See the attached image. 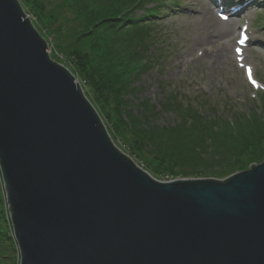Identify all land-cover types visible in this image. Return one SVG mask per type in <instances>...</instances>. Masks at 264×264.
Wrapping results in <instances>:
<instances>
[{"label": "water", "instance_id": "1", "mask_svg": "<svg viewBox=\"0 0 264 264\" xmlns=\"http://www.w3.org/2000/svg\"><path fill=\"white\" fill-rule=\"evenodd\" d=\"M0 0V169L19 264H264V162L160 182Z\"/></svg>", "mask_w": 264, "mask_h": 264}, {"label": "trees", "instance_id": "2", "mask_svg": "<svg viewBox=\"0 0 264 264\" xmlns=\"http://www.w3.org/2000/svg\"><path fill=\"white\" fill-rule=\"evenodd\" d=\"M45 1L19 0L42 24L53 25L56 13L71 12L73 24L55 36V47L68 59L62 63L83 84L111 137L120 139L133 159L152 161L160 177L214 180H225L264 161V92L258 93L261 112L227 120L192 101L185 104L182 96L161 106L162 112L176 113L178 121L170 125L155 121L159 114L151 101L140 100L134 106L135 82L162 59L160 49L152 52L159 40L154 28L162 12L161 0H54L49 13ZM149 5L153 7L146 8ZM138 11L143 12L139 17ZM5 198L0 182V264H19Z\"/></svg>", "mask_w": 264, "mask_h": 264}, {"label": "rangeland", "instance_id": "3", "mask_svg": "<svg viewBox=\"0 0 264 264\" xmlns=\"http://www.w3.org/2000/svg\"><path fill=\"white\" fill-rule=\"evenodd\" d=\"M174 1L167 2L166 6L163 4L161 15L155 23L156 28L154 30L159 34V40L154 45L152 52H158L160 49L162 59H159L150 71L143 73L135 82L137 99L133 101L134 106L140 100L151 101L157 108L156 114H159L155 121L160 125H170L178 121L176 113L161 111V106L166 103L167 99L175 96L186 98L184 100L185 104L192 101L193 105L204 107V111L207 110L211 115L217 113L216 116L219 119H233L242 116V114H249L250 111H260L258 93L264 91V21H262L264 0H247L243 2L252 4L246 7L248 10L241 17L237 18L235 22L236 30L231 41L229 38L222 37L221 32H223L225 23L217 15L218 9L215 4L209 0ZM44 4L46 5V13L52 12L55 7L54 0H46ZM152 7L153 5H149L146 8L150 9ZM21 8L34 29L47 43V52L51 60L70 71L71 68L62 63L63 58L67 61L68 59L62 58L55 47L54 40L55 36L65 26L73 24L71 12L65 10L56 13V23L52 25L51 22L42 24L32 12L27 11L23 6ZM142 14L143 12L138 11L136 16L139 17ZM243 29L250 36V44L239 57L236 54V38ZM221 45L225 46L227 53L223 52L221 57H216L215 52L222 50ZM57 58L59 60H56ZM249 68H251V77L248 72ZM75 79L81 85L80 80L76 77ZM253 81L256 83L254 84ZM93 107L95 108L94 105ZM95 110L97 111L96 108ZM144 115L147 116L148 114ZM108 135L120 152L132 159L137 166L155 180L170 182L188 179H213L171 178L167 174L160 177L158 171L153 169L152 161L151 164H146L143 160L133 159L126 152L120 139H113L114 137L112 138L109 132ZM248 169L246 168L243 171ZM0 182L6 201L1 169Z\"/></svg>", "mask_w": 264, "mask_h": 264}, {"label": "bare ground", "instance_id": "4", "mask_svg": "<svg viewBox=\"0 0 264 264\" xmlns=\"http://www.w3.org/2000/svg\"><path fill=\"white\" fill-rule=\"evenodd\" d=\"M248 9L247 8H243L242 10H241V12H240V15L241 14H244L245 13V11H247ZM225 26H223L224 28H223V32H221L222 33V37H224V38H226V39H230V41H231V38H232V36H233V34H234V32H235V30H236V24L235 23H226V24H224ZM222 46V50H217L215 53H216V57H221V55L223 54V52L224 53H227V51L225 50L226 48H225V46L224 45H221Z\"/></svg>", "mask_w": 264, "mask_h": 264}, {"label": "snow or ice", "instance_id": "5", "mask_svg": "<svg viewBox=\"0 0 264 264\" xmlns=\"http://www.w3.org/2000/svg\"><path fill=\"white\" fill-rule=\"evenodd\" d=\"M222 18L225 19V20L228 19L227 16H224V17H222ZM247 39H248V37L245 35V36L243 37V40H241V41H239V42L242 43L244 40H247ZM236 51L239 53L241 50H240V49H236ZM248 72H249V76L251 77V68L248 69ZM253 83L255 84L256 82L253 81ZM257 87H259V85H257Z\"/></svg>", "mask_w": 264, "mask_h": 264}]
</instances>
